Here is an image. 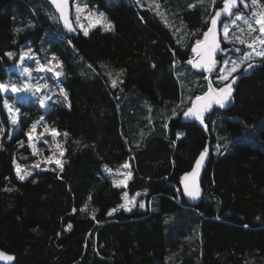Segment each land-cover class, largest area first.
Listing matches in <instances>:
<instances>
[{
	"label": "trees",
	"instance_id": "trees-1",
	"mask_svg": "<svg viewBox=\"0 0 264 264\" xmlns=\"http://www.w3.org/2000/svg\"><path fill=\"white\" fill-rule=\"evenodd\" d=\"M162 1L194 37L207 29L212 0ZM89 2L114 30L97 26L69 37L47 0H0V81L23 45L41 44L62 60L67 93L65 104L47 111L22 108L28 120L43 115L62 134V171L43 166L20 181L15 164L29 152L20 147L26 126L2 138L0 189L15 191H0V250L14 256L12 264H264V59L241 79L234 106L208 116L205 132L173 117L206 90L203 75L186 63L194 42L180 44L144 0ZM208 144L205 195L191 207L182 178ZM126 162L132 174L126 190L148 191L144 210L118 208L125 189L104 171Z\"/></svg>",
	"mask_w": 264,
	"mask_h": 264
},
{
	"label": "snow or ice",
	"instance_id": "snow-or-ice-1",
	"mask_svg": "<svg viewBox=\"0 0 264 264\" xmlns=\"http://www.w3.org/2000/svg\"><path fill=\"white\" fill-rule=\"evenodd\" d=\"M216 0H212L213 5L215 4ZM50 3L53 4L56 8V10L60 13V19L64 20L65 27L68 28L69 31L75 32L76 29L73 28L72 24L70 23L68 16L66 15L67 7H68V0H50ZM137 3H139V0H137ZM241 6L244 9H250V15H244L242 11H240ZM87 7V5H85ZM158 7V6H157ZM189 7H193V5H189ZM236 10V11H234ZM82 9L79 5H77V15L76 20L79 22L80 20V12ZM95 15L96 18L93 20L90 24V27H95L96 25L100 24L103 26L105 31H112L114 30V25L110 22H107L104 16L103 12H99L96 14H89V19H91V16ZM224 16L226 18H230L229 23H222L221 32H218V22L220 21L221 16ZM143 19V17H141ZM237 21H243V24L247 26L249 36H251L252 33H255L257 30L259 31L260 35L252 36L251 42H247L246 39L241 38L240 36H235V38L230 37V29L233 26L239 27L237 25ZM209 26L207 27V31L202 33V39H197L194 41V46L191 48V51L193 53H196L197 56L200 57V60L193 63V60H187V64L192 65L193 67L197 69H203L204 71L208 73H212L214 70L217 72L216 79L223 84L224 81L228 80L229 76H231L232 73L239 70L242 64L246 63L250 58L253 56L256 57H262L264 58V4L260 3V0H250V4L247 2V0H222V7L219 10H216L214 14L211 16L210 21H206ZM257 25L258 29L254 27L253 25ZM80 27L83 29V35H88V28H84L83 25H80ZM22 29L17 28L16 31L20 32ZM241 32H244V28H240ZM222 33V34H221ZM221 40L227 41L230 44L235 45V43H239L241 45H246L248 49H251V51L244 52L239 57V63H237L236 59H229L225 58L222 60L223 67L220 69L216 68V65L220 63L217 61L214 57L217 51H219L222 54H225L229 51L232 52H240L241 49L233 47L232 49H228L227 47H221ZM69 44H71V41H69ZM256 45H259L260 48L257 49ZM9 57H12L13 53H7ZM25 55H28V53H25ZM21 62L24 60V56L20 57ZM52 61H56V64L54 66L52 65ZM229 63H231V67H229ZM37 69L39 71H49L53 72L55 77L59 78L62 73V62L58 61L55 56L52 57L50 61H48L47 65L39 64V61H36ZM91 67V66H89ZM252 64H248V68H245L244 71H247L249 68H252ZM60 69V70H57ZM31 68L25 67L23 69V73L28 74L29 80L27 82H24L22 85L18 86L17 83H11L5 84L0 83V90H3L5 92L10 91L12 93H35L39 92L42 88H47V84H40L37 82V84L33 85L31 84ZM205 80L207 81V90L204 92L203 95H196L194 101L191 103L189 107L186 109H181L180 112H177L176 110H173V117L179 115L183 119H190L195 122H199L200 125L204 127V129H207V125L204 121V113L209 111L212 106L215 104L219 108H224L226 106V103L229 101V97L231 96L232 87L231 84H225L223 87L220 88H214L212 84V79L210 76H206ZM232 83H235V78L232 80ZM111 86L115 88L117 86V80L113 79L111 81ZM60 92L64 95L65 99L67 98V93L64 89H60ZM51 97H42L40 99V104L44 105L45 100H50ZM191 99V98H189ZM5 107L8 109L9 114L12 115L13 108L11 105L8 104L7 100L4 101ZM19 115V109H15V114L12 115L11 122L12 124H16L18 120ZM43 119V117H41ZM39 123V122H37ZM37 127V124L32 125V130L34 131ZM165 128H167V123L164 125ZM53 136L60 135L55 129L51 130ZM3 133V129L0 128V134ZM67 135L66 133L64 134ZM176 138L180 139L184 133H176ZM29 140L32 139V133H28ZM8 139H11V136L8 137ZM21 145L23 142H20ZM78 145L80 144L79 141L76 142ZM58 148L61 149L60 155L63 156L64 152L67 151V149H63L61 145H57ZM83 147H88V145H83ZM219 149V145H217V150ZM208 152V149L205 148L204 151H202L199 155V158L195 161V167L193 170L189 173H186L185 176L182 178V182L184 184V194L190 197L191 199H199L202 195V189L199 186L197 182V177L200 174V169L202 167V162L205 160L206 154ZM49 163H52L53 160L51 157L47 158ZM15 163V161H14ZM54 163L58 166H60V170H63V163L60 159H55ZM36 167H39V164L36 165ZM122 168H129V165L127 163L123 164L121 166ZM105 171L111 173L112 169H105ZM32 173L30 171H25L23 174H21L20 166H16V176L20 181L25 180L27 177L31 176ZM120 175H123L124 179L119 180H113V185L115 187H127V182L132 178L131 172L128 173H120ZM35 183V180L32 181ZM0 191L4 192H12L15 191L14 188L4 187L3 189H0ZM141 195V193L137 192L135 196L131 198V203L133 206H136L135 204V198L136 196ZM89 200H91V196H89ZM123 200L124 203L120 205L121 209H125L127 211H131L132 209L128 207V204L130 202L129 195L127 192L123 193ZM140 208H144L145 204L141 202L138 205ZM75 212L76 210L73 209ZM117 211V209H112L110 212H108V215H112L113 212ZM91 218L95 220V214L93 212ZM68 229H71L72 225L69 224ZM247 227V225H245ZM33 231H36V229H33ZM15 258L12 255L6 254L3 251H0V260L2 261H13Z\"/></svg>",
	"mask_w": 264,
	"mask_h": 264
},
{
	"label": "rangeland",
	"instance_id": "rangeland-1",
	"mask_svg": "<svg viewBox=\"0 0 264 264\" xmlns=\"http://www.w3.org/2000/svg\"><path fill=\"white\" fill-rule=\"evenodd\" d=\"M144 1L157 12V14L162 19L163 22H165L168 26H170V28L177 35L179 43L182 45L184 44V47L187 46L188 44H190L192 41L194 42L197 39H201L202 33L204 31L201 30L200 35L194 37L193 33L188 32L184 28V25L181 22V20L179 19V16H177V13L173 12L169 9L170 8L169 3L167 4V6H165L162 0H144ZM195 1L200 2V1H204V0H195ZM219 1L222 2V0H219ZM247 2L250 4V0H247ZM211 3H212V1H211ZM260 3L262 4L261 1H260ZM77 5H79L80 8L82 9V11L80 12L79 22H77V20H76ZM85 5H87V7H85ZM73 8H74V16L73 17H74L75 26L82 33H83V29L80 27V25H83L84 28H88V32L97 26L104 29L103 26L100 24L96 25L95 27H90L91 22L93 20H95L96 16L92 15L91 19H89V14H96V13L101 12L97 8L96 4L90 3L89 0H74L73 1ZM215 10H216V8L214 7V5L212 3V5L210 7L211 14L208 17L207 21L212 16V14L215 12ZM240 11H242L244 15H250V9H244L241 6ZM105 19L107 22H109V20L106 18V16H105ZM229 22H230V18L224 21V23H229ZM237 25H239V27L233 26L230 29V37L233 39L235 38V36H240L241 38L246 39L247 42L250 43L252 36L260 35L259 31L257 30L255 33H252L251 36H249L247 26L243 24V21H237ZM253 26L258 29L257 25L254 24ZM221 28H222V26H221ZM240 28H244L245 31L241 32ZM198 32H200V31H197V34H198ZM223 42L226 43L227 46L230 47L231 49L233 47H235V48L241 49V51L235 52V53L230 51L226 56H224L221 59L220 63H218L217 69H220L223 67V64H222L223 59H225V58H229L230 60L236 59L237 63H239V57L244 52L251 51V49H248L246 47V45H241L238 42L235 43V45L230 44L227 41H223ZM256 47H257V49L260 48L259 45H256ZM25 53H28V55H25ZM21 56H24L23 62H21V60L19 58L18 62L14 63L10 67L5 80L0 81V83H5V84H9V85L11 83H17L18 86L22 85L24 82H27L29 80L28 74L23 73V69L25 67H27V68L32 69L31 84L35 85V84H37V82H39L40 84L46 83L48 87L42 88L39 92L24 93V94L12 93L10 91V89L7 92L0 90L1 95H2V99L0 101V107L2 110V111L0 110V128L3 129V133L0 134V146L2 143V138L4 137L5 134H8V137L11 136V138H12L19 132V130L21 129V126H26L24 129V138L21 140L23 142V144L21 145V143H20V147L27 146L29 148V152L28 153L20 152L19 153L20 159L16 162L15 166H17V165L20 166L21 174H23L25 171H30L32 174H34V172L37 169H40L43 166L50 167V168H53L55 166L60 167L54 163V160L60 159L62 161V156L60 155L61 149L58 148L57 145L58 144L61 145L62 148L64 149V146H63L64 145V142H63L64 138H63L62 134L59 133L56 129L55 130L60 135H57V136L52 135L51 130L54 128L52 127L51 124H49L44 119L43 115H39L37 117L34 116L31 120H28V118L30 116L28 111L35 110L38 107L40 109H42L43 111H47L49 108H51L56 103H59V104H65L66 103V99H65L64 95L60 92L61 88L64 89V87L62 85V80L65 78V73H64V69L62 67V73L63 74L59 78H57V77H55L53 72L39 71L37 69L36 61H39V64L47 65L48 61H50L52 59V57L55 56L53 53L47 52L46 49L43 48V46L41 44L33 45L32 43H26L25 45L22 46L20 57ZM55 57L57 58L58 61L62 62V60L60 58H58L57 56H55ZM262 59H264V58L253 56L246 63L242 64L238 71L232 73L231 76H229L228 80L224 81L223 84L228 82L238 72L243 70L248 64H251L252 62H260ZM55 64H56V61H52V65H50V66H54ZM229 67H231V63H229ZM57 70H60V69H57ZM186 72H187V70L184 66H182L181 64L177 65V74L178 75L184 76L186 74ZM216 75H217V72L215 71V75L213 76V81H214L215 85L220 86L222 84L219 80L216 79ZM114 79L117 80L116 77ZM189 79L195 83L194 86H198L199 81H200L199 79H196L191 74H189ZM184 87H185V90L189 91L188 90L189 86H184ZM47 96H50L51 99L45 100L44 105H41L39 102L40 99L42 97H47ZM190 97H192L191 94L189 92H187L185 94V99H187L186 100L187 102H188V99ZM5 100H7L8 104L11 105L13 110H14L12 115L15 114V109H19V115H18V120H17L16 124H12V122H11L12 115L9 114L8 109L4 105ZM24 105H30L31 108L28 111L26 110V112H25L24 109H22ZM35 105H37V107H35ZM183 106H184V104H183ZM176 111L178 112V110H176ZM35 112H37V111L35 110ZM41 117H43V119H41ZM37 122H39V123H37ZM33 124H37V127L34 131L32 130ZM30 132L32 133V139L31 140H29V137H28V133H30ZM212 153H213V150H212ZM48 157L52 158V160H53L52 163L48 162V160H47ZM29 158H31V161H29L27 163H22L20 161V160H28ZM126 163L129 165V168L125 169V168H122L121 166L116 167V168L105 167L104 171L106 168L112 169L111 173H109L107 171H105V172L107 174L111 175V177H113V180L124 179L125 177L123 175H120V173L131 172L130 171V164L128 162H126ZM37 164H39V167H36ZM130 180H128L127 185L130 182ZM126 188H124V189H125V192L128 193L129 200H130L128 207H130L132 210H134L141 202H143L145 204V207L141 208V209H143V210L146 209L147 204H148L147 200L149 197L148 191L147 190L139 191V193H141V195L136 196V198H135L136 206H133V204L131 203V198L133 196H135V194L137 192L132 194L129 191H127ZM122 203H124V200ZM118 208H120V206Z\"/></svg>",
	"mask_w": 264,
	"mask_h": 264
},
{
	"label": "water",
	"instance_id": "water-1",
	"mask_svg": "<svg viewBox=\"0 0 264 264\" xmlns=\"http://www.w3.org/2000/svg\"><path fill=\"white\" fill-rule=\"evenodd\" d=\"M48 3L51 5V7L53 8V10L56 12V14L58 15V19H59V24L62 28V30L64 31V33L69 36V37H75L78 35L79 33V30L77 29V27L75 26V23H74V8H73V1L74 0H68V7H67V11H66V15L68 16V19L70 21V23L72 24L73 28L76 29L75 32H72V31H69L67 27H65V23H64V20L63 19H60V13L56 10L55 6L53 4L50 3V0H47ZM222 7V2L220 3V6L216 9V10H219L220 8ZM215 10V11H216ZM236 11V10H234ZM214 14V13H213ZM212 14V15H213ZM211 18V17H210ZM229 18H226L224 17L223 15L221 16L220 18V21L218 22V32H221V26H222V23H224L225 20H227ZM210 21V19H209ZM209 26V25H208ZM207 31V29L205 30ZM204 31V32H205ZM202 39V37H201ZM194 46V44L192 45V47ZM191 47V48H192ZM221 47H227L228 49H231L230 47H228L222 40H221ZM230 52V51H229ZM229 52L225 53V54H222L220 53L219 51H217V53L215 54V59L217 61H221V59L226 56ZM189 60H193V63L195 64L196 62H198L200 60V57L196 55V53H193L192 52V55L191 57L189 58ZM187 63V62H186ZM253 65L252 68H249L247 71H244L245 68H248V65L243 69L241 70L240 72H238L233 78H231L228 82L220 85V86H217L215 85L214 81H213V76L215 75V70L210 74L206 71H204L203 69H197L195 67H193L192 65H189L196 73L198 74H201L203 75V80L206 82V85H207V81L205 80V77L206 76H210L211 79H212V84H213V87L214 88H220V87H223L225 84H231V87H232V92H231V96L229 97V101L226 103V106L224 108H219L218 106H216L215 104L212 106V108L205 112L204 113V121H205V124L207 125V129L205 130L204 127L202 125L199 124V122H195V121H192L190 119H183L182 118V121L184 122H195L198 126H200L205 132L208 131L209 129V126L207 124V118L209 115H211L215 110L217 109H222V110H230L232 106H234L235 104V95H236V90H237V87L241 81V79L243 77H246V76H251L252 75V72L255 68L257 67H260L261 66V63L260 62H252L251 63ZM216 68H218V64L216 65ZM235 78V83H232V80ZM206 90H207V86H206ZM206 90L204 92H206ZM203 93H199L197 95H203ZM196 96V95H195ZM195 96L194 98L192 99L191 103L194 101L195 99ZM206 148L208 149V152L206 154V157H205V160L202 162V167L200 169V174L199 176L197 177V182L199 184V186L201 187L202 189V195L199 199H191L190 197H188L187 195L184 194V191H183V188H184V184L183 182L181 183V191H182V195H183V198L184 200L187 202V204L191 207H196L204 198V195H205V188H204V179H205V174L207 172V169L210 165V162H211V159H212V145L211 144H208L206 146ZM204 151V150H203ZM202 152V151H201ZM200 152V153H201ZM200 153L198 154V156L196 157L195 161L199 158V155ZM195 161L191 167V169L189 170V172H191L193 170V168L195 167ZM188 172V173H189ZM0 251H3L5 252L6 254H9V255H12L4 250H0ZM13 256V255H12ZM14 261V260H13ZM13 261L9 262V261H2L0 260V264H12Z\"/></svg>",
	"mask_w": 264,
	"mask_h": 264
},
{
	"label": "flooded vegetation",
	"instance_id": "flooded-vegetation-1",
	"mask_svg": "<svg viewBox=\"0 0 264 264\" xmlns=\"http://www.w3.org/2000/svg\"><path fill=\"white\" fill-rule=\"evenodd\" d=\"M257 68H258V67H257ZM255 69H256V68H255ZM255 69H254V70H255ZM254 70H253V71H254ZM252 73H253V72H252Z\"/></svg>",
	"mask_w": 264,
	"mask_h": 264
}]
</instances>
